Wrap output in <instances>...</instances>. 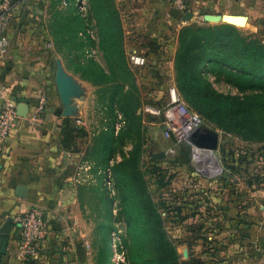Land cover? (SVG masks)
<instances>
[{"label": "rangeland", "instance_id": "1", "mask_svg": "<svg viewBox=\"0 0 264 264\" xmlns=\"http://www.w3.org/2000/svg\"><path fill=\"white\" fill-rule=\"evenodd\" d=\"M82 1L84 8L76 14L84 17L85 25L73 8L53 1L44 6L38 39L29 38L44 42L41 53L53 77L61 73L70 86L81 80L89 83L95 103V140L112 142L105 166L109 217L101 208L98 180L91 191L94 217L99 224H107L104 232L110 234L106 240L112 246L111 260H116L112 264H161L172 251L179 264H217L227 245L233 244L234 235L242 239L235 250L244 243L253 244L252 235L264 237V121L253 124L247 115L230 120L221 109L205 108L203 101H196L198 94L183 78L182 68L186 48L197 40H204V45L205 40L214 41L215 46L206 43L205 50L214 55L204 57L210 62L223 58L228 64L232 62L221 48L227 37L233 36L239 44L243 38H256L264 45V17L258 29L230 16L227 22L207 21L202 11L180 17L164 36L170 43L149 53L139 36L127 32L133 23L128 13L133 0ZM132 54L144 56L145 64L134 66ZM202 74L224 96L243 97L246 84L237 75L227 71L215 78L213 67ZM172 94L189 114L199 116L200 127L218 133L215 149L180 140L173 132L166 135L163 117ZM108 118L115 122L109 124ZM176 118L174 129L178 130L182 121ZM184 143L189 145L186 154L181 152ZM194 147L203 148L212 172H204L195 163ZM159 151L166 155L154 159L152 154ZM131 157L134 163H129ZM215 234L219 237L214 238ZM100 246V235L95 233L93 256L103 264Z\"/></svg>", "mask_w": 264, "mask_h": 264}, {"label": "crops", "instance_id": "2", "mask_svg": "<svg viewBox=\"0 0 264 264\" xmlns=\"http://www.w3.org/2000/svg\"><path fill=\"white\" fill-rule=\"evenodd\" d=\"M11 1L12 20L6 32L10 46L8 55L0 59V85L7 96L28 106L37 96H45L47 121L33 129L17 125L6 142L0 164V264H97L93 238L95 233L100 235V230L91 191L97 180L99 190L103 188L109 148L95 140L92 89L85 81L71 82V92L62 96L56 76L45 67L43 41L31 40L38 39L35 37L42 31L44 6L52 0L43 7L40 0ZM177 1L133 0L128 12L133 23L127 32L139 36L149 53H157L162 43H170L164 36L188 12L193 16L201 11H227L230 17L244 16L246 19H234H244L243 25L255 29L264 17V0H180L185 11ZM176 117L175 109L168 108L163 121L174 126ZM30 207L44 212L48 232L38 244V256L22 261L16 254L20 236L16 216ZM253 236V244L247 242L235 250L242 239L236 240L234 235L233 244L227 245L226 254L217 264H264V237Z\"/></svg>", "mask_w": 264, "mask_h": 264}, {"label": "trees", "instance_id": "3", "mask_svg": "<svg viewBox=\"0 0 264 264\" xmlns=\"http://www.w3.org/2000/svg\"><path fill=\"white\" fill-rule=\"evenodd\" d=\"M58 1L59 3L62 0H52ZM66 5H62L66 8H73V13L80 18V21L84 24V17L76 14L79 11L75 7V0H65ZM74 15V16H75ZM85 25V24H84ZM85 29V28H84ZM244 39V38H243ZM242 41L240 44L233 36L227 37L225 40L224 52L228 55V60L232 62L228 64V61L222 59H217L213 62L208 60V57H204V55H214V52L205 53L206 43L211 44L212 47L215 46L214 41L204 40L201 43L199 40L195 42H191L189 46L186 48L184 52V59L182 62L183 68V78L187 82L188 86L192 89H195L197 92L196 101L201 100L205 103V108L210 109H221L229 116L230 120H242L245 115L249 116V122H253V124H259L264 121V80L258 86H254L256 80L259 78H264V45L261 41L254 39H249L248 41ZM220 52V50H218ZM233 52H235L236 57L233 56ZM243 55V57H241ZM240 57V58H239ZM235 58V59H234ZM233 63H235V67H233ZM213 67V75L215 78H218L221 73L229 71L232 75H237L238 79L243 80L246 84V88L243 91V97H229L224 96L222 93L214 89L210 84H208L202 78V73L204 71L210 70ZM205 68V69H204ZM103 72V71H102ZM104 73V72H103ZM105 74V73H104ZM106 75V74H105ZM107 76V75H106ZM124 107V104H123ZM114 113V109H112ZM257 114L255 115V113ZM123 113H125V117L128 115L126 109H123ZM116 117V113H114ZM114 120V119H113ZM112 119L107 121L110 123H114ZM129 122V119H126ZM112 124L110 125L112 127ZM108 130V126L106 127ZM109 132V131H108ZM107 132V133H108ZM116 137H114V140ZM112 142L110 143L109 139L104 142V146L111 147ZM189 145L184 143L181 148L182 153H187ZM135 159V157H134ZM129 163H134L132 157L128 160ZM185 163H187V159L184 158ZM188 166V165H187ZM135 169V167H134ZM132 173V171H131ZM107 174L105 178L102 179V183L104 182L103 188L100 191L103 196L102 207L107 217H109L110 211L108 209L109 198L106 197L105 192H107ZM100 224L102 226H100ZM99 224L100 230V259L104 261L103 264H112V260L109 253V248L111 249V243L107 245V237L110 234L105 233V226L107 225L105 222H101ZM164 245H167V242H164ZM170 251H167L168 254ZM175 253L172 251L169 256H166V259L161 262V264H179L177 263ZM99 264V263H97Z\"/></svg>", "mask_w": 264, "mask_h": 264}, {"label": "built area", "instance_id": "4", "mask_svg": "<svg viewBox=\"0 0 264 264\" xmlns=\"http://www.w3.org/2000/svg\"><path fill=\"white\" fill-rule=\"evenodd\" d=\"M49 1L50 0H40L42 3V5H40L43 7V3ZM61 3L63 5L67 4L65 0H62ZM176 5L181 10L185 11V5L180 0L176 2ZM75 7L77 10L83 9V1L75 0ZM12 9L13 3L11 0H0V59L6 57L9 53L10 42L6 32L12 20ZM130 59L132 64L138 67H141L146 62L145 57L140 54H132ZM18 104L19 101L17 98L7 96L0 85V164L5 154L6 142L17 125L27 126L33 129L44 125L47 121V101L45 96H37L34 104L28 107L25 116L19 115ZM174 104H176L175 107L172 106ZM166 106L168 108H174L177 117L182 121V127L180 126L178 130L174 129L172 122L168 120L163 121L167 136H169V133L173 132L178 135L180 140L187 139L188 135L193 132L195 128L201 126L199 116L189 114L186 107L178 102L173 94ZM185 130H187L186 134L181 137V133ZM16 220L20 229L16 252L17 257L22 261L32 260L38 256V244L44 241L48 232V223L44 212L40 208L30 207L23 213L17 215ZM87 247H89L88 244Z\"/></svg>", "mask_w": 264, "mask_h": 264}, {"label": "water", "instance_id": "5", "mask_svg": "<svg viewBox=\"0 0 264 264\" xmlns=\"http://www.w3.org/2000/svg\"><path fill=\"white\" fill-rule=\"evenodd\" d=\"M234 15V14H232ZM192 14L188 12L184 17L189 18ZM204 19L211 22H217V21H228L227 17L228 14H211L206 13L203 15ZM234 17H241L245 18L242 15H234ZM246 19V18H245ZM231 23V22H229ZM56 84L57 88L62 96H65L66 94L71 92V86L69 85L68 81L63 77L61 73L56 74ZM22 102L19 101L18 104V113L20 116H25L28 111V105L27 104H21ZM217 139H218V133L208 127H199L198 129L191 132L187 140L192 143L195 146L203 147L204 149L213 150L217 146ZM166 155L165 151H159L152 154V157L154 159H161Z\"/></svg>", "mask_w": 264, "mask_h": 264}, {"label": "bare ground", "instance_id": "6", "mask_svg": "<svg viewBox=\"0 0 264 264\" xmlns=\"http://www.w3.org/2000/svg\"><path fill=\"white\" fill-rule=\"evenodd\" d=\"M187 130L183 131V133H181L182 136H184V134H186ZM201 150V151H200ZM200 151V152H199ZM201 155V156H200ZM204 155H206L204 153L203 149L194 148V153H193V157H194V161L195 163L200 167V169H202L204 172L210 173L212 172V168L210 167V159L209 157H203ZM200 158V159H199ZM203 159V160H201ZM115 257V256H113ZM115 259L113 260V262L115 263Z\"/></svg>", "mask_w": 264, "mask_h": 264}]
</instances>
